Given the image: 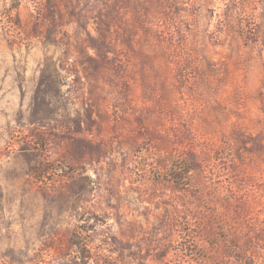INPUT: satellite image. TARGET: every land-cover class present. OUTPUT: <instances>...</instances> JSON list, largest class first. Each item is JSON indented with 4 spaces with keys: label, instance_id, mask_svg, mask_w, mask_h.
Here are the masks:
<instances>
[{
    "label": "rangeland",
    "instance_id": "374dc122",
    "mask_svg": "<svg viewBox=\"0 0 264 264\" xmlns=\"http://www.w3.org/2000/svg\"><path fill=\"white\" fill-rule=\"evenodd\" d=\"M0 264H264V0H0Z\"/></svg>",
    "mask_w": 264,
    "mask_h": 264
}]
</instances>
